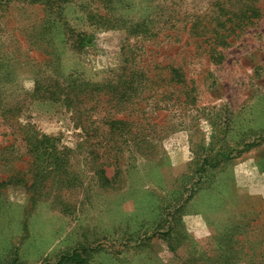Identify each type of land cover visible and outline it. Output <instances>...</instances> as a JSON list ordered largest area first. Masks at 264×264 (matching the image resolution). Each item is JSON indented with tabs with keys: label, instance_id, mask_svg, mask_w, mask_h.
<instances>
[{
	"label": "rangeland",
	"instance_id": "obj_1",
	"mask_svg": "<svg viewBox=\"0 0 264 264\" xmlns=\"http://www.w3.org/2000/svg\"><path fill=\"white\" fill-rule=\"evenodd\" d=\"M74 252L264 264V0H0V264Z\"/></svg>",
	"mask_w": 264,
	"mask_h": 264
},
{
	"label": "trees",
	"instance_id": "obj_2",
	"mask_svg": "<svg viewBox=\"0 0 264 264\" xmlns=\"http://www.w3.org/2000/svg\"><path fill=\"white\" fill-rule=\"evenodd\" d=\"M67 96H69L68 93ZM23 141L26 143L29 155L33 161L32 166L34 167L36 178L43 181L53 175L59 181H62L60 178L63 177L67 183L72 182L70 173L64 170V166L69 163L68 158L63 156L55 157L56 147L53 144L54 140L48 137L41 138L26 132ZM64 263L85 264L86 259L81 254L74 252L72 255L61 257L57 264Z\"/></svg>",
	"mask_w": 264,
	"mask_h": 264
}]
</instances>
